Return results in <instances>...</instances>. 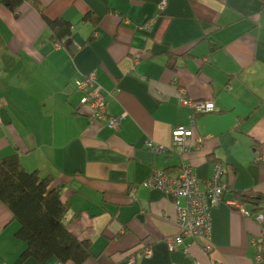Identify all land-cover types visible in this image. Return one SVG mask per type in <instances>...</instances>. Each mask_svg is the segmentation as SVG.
Returning a JSON list of instances; mask_svg holds the SVG:
<instances>
[{
    "label": "crops",
    "instance_id": "1",
    "mask_svg": "<svg viewBox=\"0 0 264 264\" xmlns=\"http://www.w3.org/2000/svg\"><path fill=\"white\" fill-rule=\"evenodd\" d=\"M166 1L38 0L46 17L73 24L71 54L32 3L16 15L0 0V157L18 154L26 170L53 176L70 205L68 229L91 241L82 264H129L132 253L135 264H254L261 224L231 202L253 212L238 193L264 196V0ZM89 12L97 24L84 21ZM90 73L109 114L123 115L118 129L81 103L74 83ZM184 98L216 110L190 124ZM178 124L192 131L185 153L173 145ZM184 160L202 182L222 163L228 184L210 239H187L189 252L168 245L180 232L172 196L143 184L155 169L177 175ZM19 228L0 200V264H39L22 256ZM143 245L150 256L137 254Z\"/></svg>",
    "mask_w": 264,
    "mask_h": 264
},
{
    "label": "trees",
    "instance_id": "2",
    "mask_svg": "<svg viewBox=\"0 0 264 264\" xmlns=\"http://www.w3.org/2000/svg\"><path fill=\"white\" fill-rule=\"evenodd\" d=\"M16 15L25 2L32 3L41 13L50 31V38L64 46L71 54L77 50L72 39L73 24L64 18H48L38 0H1ZM100 17L89 12L84 21L97 24ZM189 52L184 55H188ZM53 176L39 170L28 171L18 154L0 157V200L10 208L20 222L17 236L27 242L23 257L32 256L39 264L84 263L92 256L91 241L75 236L66 223L70 205L62 201L61 187L52 186ZM238 199L254 205L253 212L262 211L263 195L238 193Z\"/></svg>",
    "mask_w": 264,
    "mask_h": 264
},
{
    "label": "built area",
    "instance_id": "3",
    "mask_svg": "<svg viewBox=\"0 0 264 264\" xmlns=\"http://www.w3.org/2000/svg\"><path fill=\"white\" fill-rule=\"evenodd\" d=\"M167 1L162 0L160 6L164 8ZM75 88L82 92L81 103L91 110L92 119H100L113 129H118L121 125L123 115H110L108 112V92L99 83L95 73H90L80 79L75 80ZM231 87L228 86L227 89ZM184 105L189 106L193 112L190 115V124L195 122L197 113H210L216 110L213 100H192L184 98ZM191 128L187 124H178L174 127L172 138L173 145L181 153L189 151L187 140L191 136ZM203 138L198 139V143L203 142ZM146 147L152 151H167L165 146L148 140ZM224 167L222 163L214 164L212 177L202 182L193 167V165L184 160L181 169L177 175H171L162 169H155L143 182L150 188H159L170 194L174 200L176 208V223L180 229L177 236L168 239V245L171 249L182 248L186 252L190 251L191 242L198 238L207 240L211 237V209L218 205L223 198L228 184L223 180ZM202 184L204 187L202 188ZM231 204L239 208L244 214L255 217L261 224V235L257 239H252V244L256 247L254 264H264V211L251 212L244 205L237 201ZM206 252L212 251L210 242L203 246ZM137 254L150 256L152 254L149 246H142ZM136 254L132 253L128 258L129 264H135Z\"/></svg>",
    "mask_w": 264,
    "mask_h": 264
}]
</instances>
